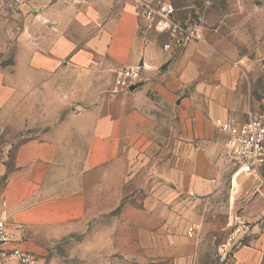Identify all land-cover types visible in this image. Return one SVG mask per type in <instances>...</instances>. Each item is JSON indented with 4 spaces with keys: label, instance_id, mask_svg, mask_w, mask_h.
I'll return each instance as SVG.
<instances>
[{
    "label": "rangeland",
    "instance_id": "1",
    "mask_svg": "<svg viewBox=\"0 0 264 264\" xmlns=\"http://www.w3.org/2000/svg\"><path fill=\"white\" fill-rule=\"evenodd\" d=\"M69 1L77 0H25L20 9L9 0H0V35L8 38L1 43L6 46V53L0 56V66L14 64L17 35L28 20L33 26L49 24L46 19L52 17L47 14L52 11L51 6ZM79 1L85 7L95 5V0ZM116 1L125 2L103 0L105 20L117 18L118 10L111 6ZM172 2L179 18L187 20L198 15L202 21L201 40L165 51L167 38L146 32L153 64L144 65L141 82H157L164 90L162 94L154 88L143 90L142 84L135 92H129L145 93L144 112L149 115V122L143 127L145 142L130 165L123 200L119 206L112 201L105 203V215L89 223L84 232L54 241L39 236L34 248H30L39 264H235V260L224 259V245L234 238L236 252L255 236L250 228L240 227L243 225L232 218L231 213L245 208L246 198L237 194L232 205L237 177L225 146L226 138L212 121L222 119L240 125L258 113L264 103V0ZM57 12L52 11V15ZM82 30L72 26L73 48L81 47L89 35V30L84 34ZM50 36L45 32V48L52 41ZM117 71L108 69L110 76L102 83L104 88L97 96L92 95L91 102L117 96L112 93ZM53 99L51 93L41 91L39 95L40 104ZM66 109L55 104L41 108L40 126L48 125L47 114ZM31 110L29 105L24 114L30 116ZM11 123V130L21 127L15 116ZM25 140L23 134L18 143ZM200 140L210 142L214 149V172L221 185L212 195L195 198L189 194L187 178L184 187H179L183 192L177 189L176 178L181 171L179 166L184 167L185 173L191 167L195 159L193 145ZM6 142L2 136L0 145ZM12 157L10 151L9 161ZM238 184L246 185L243 177ZM3 186L0 179V190ZM190 228L194 230L190 232Z\"/></svg>",
    "mask_w": 264,
    "mask_h": 264
},
{
    "label": "crops",
    "instance_id": "2",
    "mask_svg": "<svg viewBox=\"0 0 264 264\" xmlns=\"http://www.w3.org/2000/svg\"><path fill=\"white\" fill-rule=\"evenodd\" d=\"M103 6V0H95V5L88 7L79 0L55 2L51 10L58 12L47 13L52 16L46 19L49 24L33 26L28 20L17 35L14 64L0 66V138L4 136L7 141L0 145V179L4 181L0 203H6L4 216L14 238L28 250L34 248L39 236L54 241L84 232L89 223L105 215V203L118 205L125 196L130 165L145 142L143 127L149 122L144 112L145 93L124 92L91 102L92 95L97 96L104 88L102 83L110 76L108 69L153 64L148 54L149 37L139 23L137 7L127 0L111 3L118 10L117 18L105 20ZM73 25L83 28V34L89 30L79 48H73ZM45 32L52 39L47 48L43 44ZM7 41V35H0V56L6 53L1 43ZM143 85V90L154 88L161 94L164 90L157 82ZM41 91L51 93L54 99L40 104ZM53 104L67 111L47 114L48 125L41 127L39 111ZM29 105L30 116L24 114ZM14 116L21 127L11 130ZM23 134L27 140L18 143ZM201 141L193 145L191 167L185 173L179 166L176 178L181 192L179 187H184L187 178L189 194L195 198L210 196L221 185L214 172V149L210 142ZM235 175L232 205L239 194L246 198V206L239 213H231L232 218L255 235L235 252V264H261L264 171ZM240 177L245 186L238 184Z\"/></svg>",
    "mask_w": 264,
    "mask_h": 264
},
{
    "label": "built area",
    "instance_id": "3",
    "mask_svg": "<svg viewBox=\"0 0 264 264\" xmlns=\"http://www.w3.org/2000/svg\"><path fill=\"white\" fill-rule=\"evenodd\" d=\"M18 8L25 6V0H9ZM137 7L139 23L144 32H154L165 36L167 42L163 49L184 48L201 40L202 21L198 15L193 19L179 18L178 10L172 0H127ZM144 65L124 67L117 71L112 88L114 95L135 92L142 86ZM136 87L131 90L132 87ZM212 125L225 136V146L235 174H261L264 171V103L260 111L240 125L216 119ZM5 202L0 203V264L13 261L16 264H39L38 258L28 249L22 247L14 238L6 217ZM192 232V229H190ZM231 238L224 245V259L234 261L238 245Z\"/></svg>",
    "mask_w": 264,
    "mask_h": 264
},
{
    "label": "water",
    "instance_id": "4",
    "mask_svg": "<svg viewBox=\"0 0 264 264\" xmlns=\"http://www.w3.org/2000/svg\"><path fill=\"white\" fill-rule=\"evenodd\" d=\"M140 65L143 66L144 64H143V63H142V64L140 63ZM135 88H136V87L134 86V87L131 88V90H133V89H135Z\"/></svg>",
    "mask_w": 264,
    "mask_h": 264
}]
</instances>
